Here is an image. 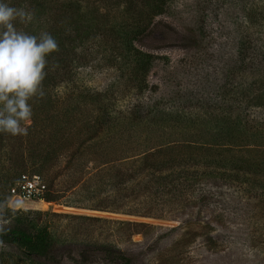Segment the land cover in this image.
<instances>
[{
  "label": "rangeland",
  "instance_id": "374dc122",
  "mask_svg": "<svg viewBox=\"0 0 264 264\" xmlns=\"http://www.w3.org/2000/svg\"><path fill=\"white\" fill-rule=\"evenodd\" d=\"M4 2L33 14L27 24L15 22L18 29L33 35L47 31L59 44V51L47 57L51 85L42 98L51 111L45 113L42 99L33 102L40 114H33L28 135L10 137L0 149L1 175L17 173L9 188L0 179L5 227L12 219L7 210L29 217L57 214L61 217L39 219L51 222L52 231L69 240L111 244L131 259L130 264H264V178L210 177L182 201L150 207L126 198L113 200L122 195L119 191L98 194L96 183L79 191L78 182L98 171L99 151H76L78 139L69 136L73 144L59 160L68 157L82 164L80 171L40 169L24 146L28 137L58 133L65 125L53 117L55 109L48 99L66 100L82 118L160 112L161 120L173 122L181 117L196 124L201 117L217 120L230 115L245 117L255 126L264 123V106L254 103L264 93V0ZM123 30H131V45ZM144 60L149 61L146 73L142 67L133 76ZM79 128L82 125L73 119L65 131L74 135ZM118 144L115 139L109 142L111 154L124 150V144ZM79 151L83 152L77 155ZM22 175L40 177L46 186L42 200L10 193ZM48 190L54 192V201L43 200ZM200 196L207 200L202 206L197 203ZM82 201L99 209L78 207ZM144 212L154 216L137 214ZM9 252L0 246V264H32L16 262L18 256ZM100 261L91 264H103Z\"/></svg>",
  "mask_w": 264,
  "mask_h": 264
},
{
  "label": "trees",
  "instance_id": "16d2710c",
  "mask_svg": "<svg viewBox=\"0 0 264 264\" xmlns=\"http://www.w3.org/2000/svg\"><path fill=\"white\" fill-rule=\"evenodd\" d=\"M125 34L126 44L131 45L134 39L130 35L131 30L125 31ZM142 64L144 66L142 65L141 69L133 68V76L140 73L142 67L144 74L146 73L149 61L144 60ZM50 83V76L47 74L43 82L45 93ZM46 95L48 94H45V97ZM43 100L41 105L44 106ZM254 103L264 106V93L257 95ZM48 104L55 109L53 117H60L59 122L65 121V125L61 126L58 133L45 131L36 140L28 137L24 146L27 153L33 157V164L37 163L36 166L40 169L61 170L66 167L68 172L70 169H82V164L80 167L68 157L59 160L73 144L69 136L79 140L76 151L96 148L99 152L95 154V166L99 169L93 176L78 182L81 192L96 183L98 194H108L111 190L119 191L122 195L115 197V201L126 198L127 201H140L150 207L155 204L168 206L185 199L187 193L197 190V186L210 177L251 181L258 177L264 178V123L255 126L247 122L245 117L230 115L217 120L201 117L197 119L196 124L190 122L192 120L189 118L180 120L181 117L176 122H170L161 120L158 116L160 112L146 116L129 114L126 118H111L108 113H101L98 116L82 118L83 115L74 114L72 111L78 110L68 107V102L62 98L48 99ZM43 106L48 114L51 108ZM34 113L36 112L33 107ZM37 114L40 113L35 115ZM33 119L36 121L37 117ZM73 119L83 128H79L74 135H68L66 126ZM10 137L13 136L0 133V149H4V141ZM113 139L119 141L118 145L124 144V150H117L120 153H110L109 142ZM81 152L83 151H79L77 155ZM2 172L0 170L1 182L4 180V185L9 188L17 173L4 172L5 175H1ZM52 194L54 192H47L43 200L54 201ZM206 201L205 196H200L197 203L202 206ZM80 203L78 207L98 208L95 205L87 206L83 201ZM69 204L74 205L70 202ZM7 211L12 219L5 231L0 233V241H3L1 247L10 248L9 253L18 256L14 259L16 262L91 264L100 258L103 264L131 263L129 257L111 244L78 242L72 238L69 240L67 236L56 235V232L52 231L51 222L39 219L42 215L61 217L60 215L37 213V217H29V214L22 211ZM24 213L26 217L23 216ZM137 214L154 216L151 212ZM71 217L89 219L92 222L96 220L82 216Z\"/></svg>",
  "mask_w": 264,
  "mask_h": 264
},
{
  "label": "clouds",
  "instance_id": "9594fccd",
  "mask_svg": "<svg viewBox=\"0 0 264 264\" xmlns=\"http://www.w3.org/2000/svg\"><path fill=\"white\" fill-rule=\"evenodd\" d=\"M32 19L24 8L0 0V133L13 137L28 135L32 103L45 97L47 57L59 51L57 40L47 31L33 35L15 26ZM5 208L6 203H0V233L8 223L3 218Z\"/></svg>",
  "mask_w": 264,
  "mask_h": 264
},
{
  "label": "built area",
  "instance_id": "2783aa9c",
  "mask_svg": "<svg viewBox=\"0 0 264 264\" xmlns=\"http://www.w3.org/2000/svg\"><path fill=\"white\" fill-rule=\"evenodd\" d=\"M46 190L39 176L22 175L16 185L11 188L10 193L24 200H42Z\"/></svg>",
  "mask_w": 264,
  "mask_h": 264
}]
</instances>
